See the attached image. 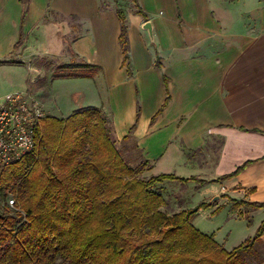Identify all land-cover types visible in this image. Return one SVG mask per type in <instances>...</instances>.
Masks as SVG:
<instances>
[{
    "label": "crops",
    "instance_id": "crops-1",
    "mask_svg": "<svg viewBox=\"0 0 264 264\" xmlns=\"http://www.w3.org/2000/svg\"><path fill=\"white\" fill-rule=\"evenodd\" d=\"M138 5L146 17L126 14L125 65L120 19L101 0H31L25 20L22 0H0V71L14 70L12 79H22L17 90L38 92L47 116L101 109L131 165L149 162L147 176L172 171L204 181L189 180L210 186L213 212L231 207L240 229L219 239L204 234L232 251L264 221V209L230 200L264 203V0ZM64 86L75 87L72 103L64 102ZM164 199L170 214L189 210L181 204L175 211ZM259 242L254 264H264V234Z\"/></svg>",
    "mask_w": 264,
    "mask_h": 264
},
{
    "label": "trees",
    "instance_id": "trees-1",
    "mask_svg": "<svg viewBox=\"0 0 264 264\" xmlns=\"http://www.w3.org/2000/svg\"><path fill=\"white\" fill-rule=\"evenodd\" d=\"M31 0H22L25 20ZM137 13L146 14L134 0ZM120 43L128 64L125 14ZM23 35L15 45L20 48ZM12 63V61H9ZM78 68L79 65L61 67ZM97 107L68 118L46 116L34 150L0 169V264H254L264 221L253 239L232 251L198 230L200 207L170 214L162 195L167 179L147 176L149 162L131 165ZM247 163L230 176L238 174ZM10 197L15 207L9 206ZM231 202L255 210L264 203ZM251 223V219H249Z\"/></svg>",
    "mask_w": 264,
    "mask_h": 264
},
{
    "label": "rangeland",
    "instance_id": "rangeland-1",
    "mask_svg": "<svg viewBox=\"0 0 264 264\" xmlns=\"http://www.w3.org/2000/svg\"><path fill=\"white\" fill-rule=\"evenodd\" d=\"M101 3L103 6L102 8L106 9L108 7H111L116 11L121 10L125 14V16L126 14L137 13V7L134 3V0H101ZM62 21L65 22L63 19ZM77 61H78L77 59H73V62L76 63ZM11 71L14 70L4 69L0 71V94L1 95L4 94L3 95L4 97L8 94L26 92V90H17V86H19L18 83H20L19 81L22 79H17V78L12 79L11 75L14 76L13 75L14 72ZM23 74L27 75L26 72H24ZM3 82L6 85H4ZM74 88L70 86L63 87L64 94L62 97H64L65 103H72L68 98L69 97L68 94L71 93V89L75 90ZM37 93H33V94L39 97ZM4 97H0V106L4 102L3 101ZM46 115H49V113L46 112ZM171 174L172 171L161 172L158 170H154L155 176L171 175ZM172 175H175L178 178L185 177V175H182V173L175 174V172H173ZM162 186L164 187V197L169 200L168 202L172 206L171 208L173 210L178 211L180 209L179 205L181 204L184 205L183 208L189 210H193L199 207L201 208L200 215L196 217L193 225L202 233L205 232L209 234H214V236H216V238L219 239V238L227 237L230 234L231 229L234 230V233L236 232L238 233V231H240L239 226L235 225V222H233L235 221V219H229V217H231L229 216L231 212V207L229 208L224 207L218 209L217 212H213L215 208L212 206L211 203L213 202L215 197L214 198L209 197L211 192L210 186L202 187L197 184H193L189 180L182 182L176 179L175 180L167 179L162 183ZM240 206L242 205H238L237 207ZM246 208L253 209L249 207ZM228 250H233V249L229 248Z\"/></svg>",
    "mask_w": 264,
    "mask_h": 264
},
{
    "label": "built area",
    "instance_id": "built-area-1",
    "mask_svg": "<svg viewBox=\"0 0 264 264\" xmlns=\"http://www.w3.org/2000/svg\"><path fill=\"white\" fill-rule=\"evenodd\" d=\"M0 106V169L17 164L35 148L46 118L44 103L30 92L8 94ZM10 197L9 206L15 207Z\"/></svg>",
    "mask_w": 264,
    "mask_h": 264
},
{
    "label": "water",
    "instance_id": "water-1",
    "mask_svg": "<svg viewBox=\"0 0 264 264\" xmlns=\"http://www.w3.org/2000/svg\"><path fill=\"white\" fill-rule=\"evenodd\" d=\"M144 28L149 31L151 38H153L154 36H153L152 24L150 22H147Z\"/></svg>",
    "mask_w": 264,
    "mask_h": 264
}]
</instances>
